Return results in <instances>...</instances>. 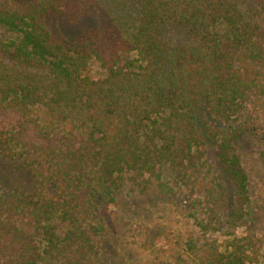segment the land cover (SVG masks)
<instances>
[{
  "label": "trees",
  "instance_id": "1",
  "mask_svg": "<svg viewBox=\"0 0 264 264\" xmlns=\"http://www.w3.org/2000/svg\"><path fill=\"white\" fill-rule=\"evenodd\" d=\"M246 136L264 168V0H0V264H78L128 185L201 195L174 264H264Z\"/></svg>",
  "mask_w": 264,
  "mask_h": 264
},
{
  "label": "rangeland",
  "instance_id": "2",
  "mask_svg": "<svg viewBox=\"0 0 264 264\" xmlns=\"http://www.w3.org/2000/svg\"><path fill=\"white\" fill-rule=\"evenodd\" d=\"M98 17L80 18L74 21H54V28L59 34L75 37L84 30L93 27ZM90 72L95 77L103 72L97 62H93ZM244 166L250 176V191L252 194L251 223L255 231L264 232V214L261 207L264 203V168L260 158L261 141L253 136H246L237 145ZM20 165L16 161L0 158L2 166ZM17 183L1 180L2 186L14 189V186L24 187L25 177L20 170ZM1 179V178H0ZM21 179V180H20ZM9 184V185H8ZM128 185L121 193L122 203L117 202L105 215L109 233L94 237L96 247L92 255L84 258L82 264H174L181 251L183 241L195 229L191 213L194 211V199L201 195L196 191L179 195H159L153 188L145 193ZM248 225L238 228L242 234ZM98 242V244H97ZM79 262L78 264H81ZM44 264H57L46 260Z\"/></svg>",
  "mask_w": 264,
  "mask_h": 264
}]
</instances>
